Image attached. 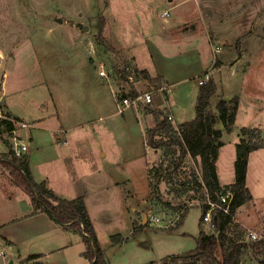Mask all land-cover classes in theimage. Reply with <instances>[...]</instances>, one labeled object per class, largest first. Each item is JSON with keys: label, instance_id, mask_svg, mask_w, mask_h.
I'll list each match as a JSON object with an SVG mask.
<instances>
[{"label": "rangeland", "instance_id": "374dc122", "mask_svg": "<svg viewBox=\"0 0 264 264\" xmlns=\"http://www.w3.org/2000/svg\"><path fill=\"white\" fill-rule=\"evenodd\" d=\"M166 12L169 15L164 16ZM205 47L210 64L207 73L199 75L196 55L200 52L204 60ZM216 47L222 52L215 53ZM0 52V90L8 73L13 74L12 84L24 83L25 97H35L34 93L40 91L45 97L50 91L55 97L64 94L66 112L74 120L88 116L86 84L91 82L90 78L100 79L98 75L103 68L108 70L110 79L100 80L110 87L117 107V95L129 88L125 80L118 78L119 73L124 75L123 69L128 65L142 70L134 62V55L151 71L153 64L157 68L158 62L174 70L176 80L170 86L172 94L163 97L166 100L170 96L175 103L172 108L176 114L172 121L174 128L177 123L196 118L198 83L207 74L218 85L215 84L217 89L211 99V110L215 114H218V101L227 92L233 93L232 98H240L234 136L237 137L241 128L256 127L264 138V0H0ZM27 69L37 74L28 75L24 81L16 78ZM158 76L159 73L151 75ZM161 83L168 84L163 80ZM161 83L148 80L135 87L150 89ZM76 89H82V99L76 95ZM2 103L0 101V120L8 119L14 125L15 119L2 108ZM79 104L83 109L75 106ZM155 110L170 112L165 108ZM155 110L144 126L157 124ZM144 126L142 122L136 126L131 140L122 145L124 159L139 165V180H143L145 163L149 170L166 159L164 169L160 170L163 177L158 191L160 198L171 201L174 209L154 199L150 184L156 181L149 177V194L134 204L135 221L138 225L147 222L149 225L134 234V225L126 214L116 218L114 226L112 215L117 203L104 187L109 182L110 171L101 169L102 164L96 159H87L82 177L87 181L91 204L97 213L99 234L110 241V233L119 228L126 239L122 245L104 248L109 264H158L167 256L186 254L197 246L201 199L206 193L194 179V175L201 177L200 160L194 163L187 157L177 169L164 171L178 153L166 155V147H146L147 130L151 127H147L144 137ZM6 127L3 123L0 128V156L8 152L5 141L11 146V134ZM157 138L167 139V136L162 134ZM172 149L179 152L177 146ZM230 157L231 144L227 143L222 152L225 167ZM0 171L7 173L1 167ZM7 177L11 176L0 175V264H22L21 261L32 254H41L43 263L91 264L81 258L75 248L58 250L61 241L53 238L52 232L37 231L36 223L23 220L3 225L15 213L11 208L17 205L16 199L8 198V193L18 194L16 189L22 191L12 178L8 185ZM250 177L264 180V148L252 157ZM185 181L187 184H183ZM259 187L262 190L264 184ZM176 208L180 211H175ZM260 216L261 223L252 230L264 236V209ZM7 234L13 240V248L7 246L2 236ZM245 241L251 243L246 236ZM217 255L222 256L220 248ZM263 257L264 250L259 256L251 250L242 255L244 263L253 258L259 262Z\"/></svg>", "mask_w": 264, "mask_h": 264}, {"label": "crops", "instance_id": "0c3cea01", "mask_svg": "<svg viewBox=\"0 0 264 264\" xmlns=\"http://www.w3.org/2000/svg\"><path fill=\"white\" fill-rule=\"evenodd\" d=\"M200 54L199 52V54L196 55L199 60H197V71L199 75L206 73V69L210 64V55L206 47L204 52L206 58L204 60H201ZM134 58V62L142 70H147L152 76L159 73L163 81L171 84V86L175 84L176 78L174 70L170 68V65L158 62L157 68L153 64V70L151 71L138 60L136 55H134ZM26 64L28 65L30 63L28 62ZM31 74L37 73H31L27 69L24 70L23 73L17 74L16 78L24 81V79H27V76ZM12 77L13 74H6L3 87L1 88L2 91L0 90V101L3 102L2 108L11 112L9 114L18 118L19 121H24L28 124L27 128H20L18 133L21 137L29 141V151L25 155L29 159L33 179L37 183L45 182L49 189L63 198L74 199L84 196L89 215L96 229L97 237L102 248L104 249L107 245L112 246L111 237L116 234L121 235L122 233L119 228H115V230L110 233V241H108L107 238H103L101 233L99 234L97 213L91 204L93 201L88 193L89 187L87 186V181L82 177L87 168L85 161H87V159L89 161L90 159H96L99 164H102L101 169L104 168L110 171L109 182H107L104 187L112 193L111 197L117 203L116 207L113 209L112 215L114 226L116 225L115 219L120 215L126 216V214L131 218L133 225L135 222L134 213L136 211V207L134 206L135 202H138L139 198L149 194L148 166L147 163L143 166L142 175L144 181L139 180L137 172L140 167L124 159L125 152L124 146L122 145L126 140H131V134L134 133V128L136 129V126H140L141 122L144 126V122H146L149 117H152L150 114L155 108L169 109L175 120L176 114L172 110L175 104L174 101L171 100L170 96L165 100L163 96L158 95L155 98L153 109H129L130 111L127 110L124 113H118L114 98L110 92V87L104 84L103 81L100 80L102 77L99 76L100 79L90 78L91 82L86 84L88 116L74 120L71 119L72 117L69 115V112H66L67 104L65 100L67 96L64 94H57L55 97L53 92L50 91L45 97V93L40 91L34 93L35 97H25L22 91L26 86H24V83L12 84ZM215 84L217 85L216 80ZM198 86L200 87L201 85L198 83ZM199 91L196 94L197 99ZM76 95L82 99V96H84L82 89H76ZM232 96L233 93L227 92L222 98L231 99ZM54 97L55 99H53ZM55 101L58 105H56ZM75 106H80L83 109L80 104ZM79 110L80 113H83L81 109ZM140 111H145L148 114L145 115ZM216 115L218 114L216 113ZM147 127H152V125L144 126V137ZM216 127L223 131L221 141L224 143L219 151L217 174L220 184L228 185L235 180L236 144L239 142V137L238 135L237 137L234 136L235 128L232 132L225 131L223 123L220 121L217 122ZM230 136L233 138L232 140L227 139V137ZM227 143L231 144V157L227 162V167H225V162H222V152ZM146 147L148 146L146 145ZM260 150H262V148L258 151ZM256 152H252L249 156L247 171V186L253 195V199L242 205L235 215L237 223L247 231H252V228H255L261 223L260 215L264 209V188L261 190V187H259V184H264V180H257L250 177L251 161ZM77 160L79 161L76 162ZM97 170H99V166ZM7 173L5 174L0 171V175L2 174V176H8L9 173ZM7 182L8 185H11V177H7ZM16 190L18 194L12 192L8 193V198H10V200L14 198L17 201L16 207L11 208V211L15 210V213L8 218L7 222L3 225L7 226L14 222H24L26 220L31 223H36L37 231L41 233L52 232L53 238L61 241L58 250L75 248L76 251H79V256L89 262L88 259L82 255L86 247L78 233H74L57 224L46 213L39 212L32 215L33 206L29 195L22 189V191ZM125 192L127 193L126 195ZM101 198L103 201H107V199H104V196H101ZM2 236L6 239L7 246L13 248L14 245L12 238H10L11 236L8 234L7 236ZM44 264L50 263L46 262ZM52 264L57 263L52 261ZM239 264H259V262L253 258L244 263L241 257Z\"/></svg>", "mask_w": 264, "mask_h": 264}, {"label": "trees", "instance_id": "16d2710c", "mask_svg": "<svg viewBox=\"0 0 264 264\" xmlns=\"http://www.w3.org/2000/svg\"><path fill=\"white\" fill-rule=\"evenodd\" d=\"M140 72L152 82H162L160 76L153 78L147 70ZM216 89L211 78L200 86L195 119L177 124V127L174 128L164 111L155 110L157 124L147 130V146L154 149L166 147V155L178 153L176 159L169 162L164 171L167 172L172 168L177 169L187 157L194 163H199L200 160L201 179L197 175H194V179L200 187H204L206 190L201 201L209 199L219 206L212 210L213 227H208L203 222V216L210 206L207 204L201 206L199 234L194 250L182 255L167 256L158 264H239L244 251L251 250L255 256L263 254L264 240L246 242L245 236L247 237L248 231L237 223L235 215L242 205L253 199L247 186L249 156L252 152L264 148V138L259 128L244 127L240 129L239 142L236 144L235 180L231 184L221 185L217 174V161L220 148L224 143L221 141L223 131L217 128L216 124L220 121L223 123L225 131L232 132L234 130L240 98L238 96L231 99L221 98L216 105L218 111V115H216L211 110V99L215 95ZM9 116L15 121H19L11 114ZM3 123L7 124L6 129L12 134L13 123L8 119L0 120V128ZM162 134H166L167 139L157 138ZM4 143L9 149L8 152L0 156V167L9 173L17 187L29 195L33 206L32 215L39 212L46 213L65 229L78 233L86 247L82 255L91 264H109L105 250L97 237L84 196L74 199L63 198L49 189L45 182L37 183L32 177L28 157L26 155L16 156L8 141ZM172 146H177L179 152L172 149ZM164 162L148 170L149 177L156 181V183L150 184L151 194L154 199L161 200L164 207L174 209L171 201L160 198L158 191L159 183L163 177L160 170L164 169ZM186 182L183 184H187ZM228 192L232 194L231 199L222 202L221 195ZM226 208H229L228 212H225ZM175 211L179 212L180 209L176 208ZM133 225V231L136 234L149 224L147 222L138 225L135 221ZM125 241L126 239L120 234L111 237L112 246L121 245ZM219 248L222 253L220 258L217 255ZM41 258V254H32L21 262L22 264L29 262L44 264L41 262ZM259 264H264V257L259 260Z\"/></svg>", "mask_w": 264, "mask_h": 264}, {"label": "built area", "instance_id": "2783aa9c", "mask_svg": "<svg viewBox=\"0 0 264 264\" xmlns=\"http://www.w3.org/2000/svg\"><path fill=\"white\" fill-rule=\"evenodd\" d=\"M169 15L168 12L164 13V16ZM220 48L216 47L214 49L215 53L220 52ZM124 75L119 73L118 78L122 81L125 80V83L128 85V89L125 90L123 93L120 92L119 95L116 97V103H117V110L120 113H124L125 111L129 109H144V108H152L155 104V98L158 95H168L170 94L171 85L161 83L157 84L155 86H152L150 89H141L137 86V84L147 83L148 79L145 78V76L138 71L134 66L128 65L124 69ZM99 76L102 78L110 79L109 73L106 70V68H103L99 72ZM210 77L206 74L199 80V85H204ZM166 116L170 122L174 121L173 115L171 112L166 113ZM14 130L11 134V147L16 156L21 157L25 155L29 151V141L27 139H24L21 137L18 133V130L20 128H27L28 124L24 121H14ZM232 197V194L228 192L227 194L221 195L222 202H227V200H230ZM207 204L210 206V208L206 211L205 215L203 216V222L208 227H213L212 225V210L216 207H219L211 200L202 201V205ZM229 208L225 209V212H228ZM247 237L250 238V240L258 241V240H264V236L256 233L255 231H249Z\"/></svg>", "mask_w": 264, "mask_h": 264}, {"label": "bare ground", "instance_id": "6f19581e", "mask_svg": "<svg viewBox=\"0 0 264 264\" xmlns=\"http://www.w3.org/2000/svg\"><path fill=\"white\" fill-rule=\"evenodd\" d=\"M0 54H1V52H0Z\"/></svg>", "mask_w": 264, "mask_h": 264}, {"label": "water", "instance_id": "95a60500", "mask_svg": "<svg viewBox=\"0 0 264 264\" xmlns=\"http://www.w3.org/2000/svg\"><path fill=\"white\" fill-rule=\"evenodd\" d=\"M145 221H146V219H145Z\"/></svg>", "mask_w": 264, "mask_h": 264}]
</instances>
